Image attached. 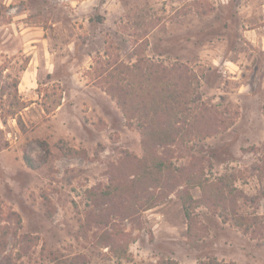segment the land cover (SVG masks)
I'll return each mask as SVG.
<instances>
[{
    "label": "rangeland",
    "instance_id": "obj_1",
    "mask_svg": "<svg viewBox=\"0 0 264 264\" xmlns=\"http://www.w3.org/2000/svg\"><path fill=\"white\" fill-rule=\"evenodd\" d=\"M138 58L182 74L162 125L106 91L103 67ZM150 125L180 131L156 144ZM134 156L145 176L108 211ZM0 229V264H264V0H0Z\"/></svg>",
    "mask_w": 264,
    "mask_h": 264
},
{
    "label": "trees",
    "instance_id": "obj_2",
    "mask_svg": "<svg viewBox=\"0 0 264 264\" xmlns=\"http://www.w3.org/2000/svg\"><path fill=\"white\" fill-rule=\"evenodd\" d=\"M103 68L105 69L101 72H108L106 73V83L108 84L106 86V91L116 100L126 118L127 124L131 123V120L135 118L137 112H141L146 118H150V120L155 123H160V125H162L160 118H168L173 110L176 113L180 111V107L177 106L175 102L183 95V93L186 92V89H184L185 86L182 84V74L175 65L168 67L162 62H148L144 58H138L135 62L129 65L116 64L115 67H113L111 64V72L108 71V67ZM114 69L117 70V72H114ZM186 120L187 118L184 116L182 122H185ZM201 121V117L195 116L193 118L192 125L198 124ZM164 124L166 125L165 121ZM142 126L144 125L142 124ZM149 127L153 130L151 132V134H154L153 137L157 138L156 144L174 142L175 137L173 136V133H178L180 131V128L177 127L174 128L172 132H169L167 129H164V127H166L164 126L160 127V129L163 128V131L157 132L158 128L156 126L150 125ZM62 151L67 157H87V151L84 149L63 148ZM136 159L137 158L135 156L130 157L128 159L129 162L126 165L129 175H132V178L129 180V184L126 182L124 184V178L127 177V172L121 176L122 178L120 179H118L117 175H113L111 180L114 181V184L107 186L103 191H101V196H107L110 199L116 197L118 199L117 203L111 202L113 203L111 207L110 204L107 206L108 211L112 208L115 212H120V205L122 200H124V190L133 185H137L145 176V171H143V169L145 168L146 160H142L139 163L138 161H135ZM152 159L154 161L152 169L158 173L159 177L161 175L164 176V174H173V170L169 164H167L162 158L155 156L152 157ZM24 161L30 167L35 166L33 160L26 153L24 154ZM172 177L177 178L175 175H172ZM180 181L183 180L181 179ZM197 185L201 187V201L203 200L206 202L212 198V201H215L216 204H219L224 208L229 207L232 211L235 210V198L232 196L230 198L226 197L225 191H223V188L216 182L204 183L203 181H198ZM228 195H230V193ZM181 197L188 215V232L191 236H194V219L188 213L187 203V201H191V197L189 194H184ZM10 216H17V214L15 212H11L9 217ZM0 230V249H4L7 242L6 237L8 232L4 229ZM160 264L177 263L173 260H165ZM210 264L236 263L215 262Z\"/></svg>",
    "mask_w": 264,
    "mask_h": 264
}]
</instances>
